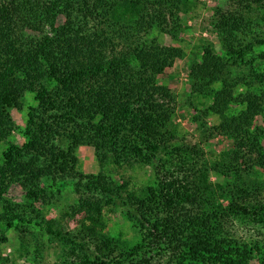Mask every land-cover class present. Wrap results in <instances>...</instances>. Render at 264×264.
<instances>
[{"label":"trees","instance_id":"1","mask_svg":"<svg viewBox=\"0 0 264 264\" xmlns=\"http://www.w3.org/2000/svg\"><path fill=\"white\" fill-rule=\"evenodd\" d=\"M233 1L212 18L222 51L204 44L202 57L189 65L194 96L215 97L211 112L232 98L230 67L241 69L256 44L264 45L263 32L254 29L264 21V0ZM191 4L0 0V145L17 127L11 110L24 109L28 92L36 100L25 141H9L3 154L0 197L14 182L31 199L49 196L47 185L73 184L74 213L84 214L76 232L32 210L36 226L70 245L63 264H250L255 256L264 264V250L230 228L237 222L264 230V186L249 176L248 164L263 155L264 126L249 131L252 109L231 119L222 114L213 130L231 137L234 147L210 162L201 144L180 136L176 95L159 81L184 50L163 44L155 32L177 37ZM82 145L95 149L101 165L152 167V183L131 190L103 171L83 173L76 155ZM212 172L227 181L214 182ZM110 208L122 210L135 238L106 232Z\"/></svg>","mask_w":264,"mask_h":264},{"label":"rangeland","instance_id":"2","mask_svg":"<svg viewBox=\"0 0 264 264\" xmlns=\"http://www.w3.org/2000/svg\"><path fill=\"white\" fill-rule=\"evenodd\" d=\"M233 0H192L190 11L183 14L182 28L177 37L155 32L160 41L165 45L182 48L184 56L177 59L173 67L169 68L159 77L162 84L167 85L176 95L177 105L174 121L181 137L188 141L201 144L210 162L220 159L222 153L234 147L231 137L218 134L213 127L218 126L224 119V114L231 119L239 116L248 109L255 111L249 116L251 132L264 126V45L256 44L254 52L246 56V61L241 63V69L231 66L230 71L233 84L230 88L232 98L226 97L219 108V112H211L208 107L215 103V97H200L192 93V80L189 76V65L191 62L202 57V46L207 43L214 45L222 51L217 32L214 30L212 18L217 7H229ZM254 29L264 37V21ZM213 89H221V82H215ZM34 94L28 92L24 98V109L11 110L16 129L9 139L0 145V165L3 164L4 152L9 141L21 145L25 141L24 130L27 122L29 106L35 105ZM208 110V112H207ZM222 111V113H221ZM121 117V114L118 118ZM206 125L208 129H203ZM263 155H254L253 161L248 162L249 176L260 181L264 186V142ZM79 158L78 169L85 174H98L103 171L111 177L116 184L128 182L130 189H138L152 183L154 179L153 168L146 165L134 163L132 165L118 166L114 163L101 165L96 151L92 146L82 145L76 150ZM214 182H226L225 176L216 172L211 173ZM233 177L230 178L232 180ZM51 185V184H50ZM49 188V196L31 199L24 186L20 182L11 183L8 190L0 197V264H63L65 252L70 249L69 244L64 241L52 240V237L40 227L33 223L32 210H38L43 217L53 220L58 228L65 231L76 232L83 213H74L78 205V195L74 191L71 182L62 185H54ZM53 191V192H52ZM107 224L106 232L113 236L122 238H135L136 231L132 228L130 221L125 217L120 208H110L104 212ZM29 220L31 223H26ZM12 223L14 227H10ZM18 226L20 229H17ZM241 242L251 245H259L264 250V230L250 228L240 223L230 224ZM23 230V240L20 231ZM6 239V240H5ZM95 248V245H93ZM250 264H261L259 256H255Z\"/></svg>","mask_w":264,"mask_h":264}]
</instances>
